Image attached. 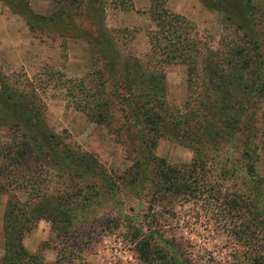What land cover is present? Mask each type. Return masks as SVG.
<instances>
[{
	"label": "rangeland",
	"instance_id": "374dc122",
	"mask_svg": "<svg viewBox=\"0 0 264 264\" xmlns=\"http://www.w3.org/2000/svg\"><path fill=\"white\" fill-rule=\"evenodd\" d=\"M87 1L0 0V261L11 244L13 252L20 246L50 262L65 231L83 236V264H137L133 245L142 239L166 253L156 264L170 263L171 254L187 264H247L252 257L264 263V244H253L264 234V149L252 180L244 170L242 130L228 135L211 114L185 122L195 108L194 95L187 102L186 67L169 63L158 69L146 35L153 27L149 0H131L128 10L93 0L95 14ZM251 4L264 20V0ZM164 5L217 47L220 11L199 0ZM98 19L106 31L101 38L107 36L119 55L135 57L144 75L160 71L161 91L142 85L153 96L150 108L164 112L156 115L154 133L138 134L133 120L124 118L129 107L111 90V78L102 83L98 42L87 36ZM8 95L20 101L14 104L19 111L10 113ZM104 97L108 115L96 122L93 110ZM24 106L32 117L22 113ZM242 114L244 128L256 121L263 140L264 95L250 96ZM18 152L28 158L11 163ZM81 154L93 174L59 171L63 160L75 165L73 157ZM32 164L34 174L27 169ZM158 172L167 177L163 196L154 190ZM30 179L43 199H29ZM110 182L109 195L104 185ZM78 194L79 206L69 213L58 197ZM256 221L262 228L253 230Z\"/></svg>",
	"mask_w": 264,
	"mask_h": 264
},
{
	"label": "trees",
	"instance_id": "16d2710c",
	"mask_svg": "<svg viewBox=\"0 0 264 264\" xmlns=\"http://www.w3.org/2000/svg\"><path fill=\"white\" fill-rule=\"evenodd\" d=\"M92 1L88 0L87 3L89 9L95 14ZM109 1L113 6L120 9L128 10L132 8L131 0ZM251 1L199 0L203 6L216 8L222 14L221 32L215 48H211L199 37L192 21L179 13L167 9L164 5L165 0H149L147 11L153 27L146 32V35L153 57H155L154 61L158 63L159 70L161 69V64L169 63H179L186 67L187 102L190 95H194L191 102L194 103L195 108L186 114L185 122L188 120L196 121L197 118L203 120L208 114H211L214 119L213 122L217 121L222 124L224 131L228 135L241 132L242 130V136L247 141L245 151L242 153L245 162L244 170L254 180L256 174L258 175L255 164L260 158V147L264 149V138L262 140L259 136L258 127L255 124L256 121H251L250 125L244 128L242 113L250 96L256 95L260 97L264 95V20L259 18L260 13L257 14V9L252 6ZM104 34H106V31L100 24L99 19L93 34H87L91 41L98 42L97 50L103 60V72L101 74L105 75L102 83L104 84L105 79H108L107 75L111 78V90L114 93L116 92L115 95L121 101L126 102L129 107V110L124 113V118L130 117L133 120L134 125L137 126L138 134H141L143 130L144 133H154L159 122V119H156V115L159 112L161 114L164 112L161 109L156 112L150 108L151 104L149 101L153 96L152 94L146 95L144 93L145 86L143 87L142 85H146V88L151 91H161L160 71L157 70L159 72L156 73L157 75H144L140 71L139 61L129 55H119L107 36L103 39L101 38ZM141 86L143 88L137 91V88ZM120 90L125 94H121ZM100 92L103 94L104 91L101 89ZM145 92H147L146 89ZM8 98L12 100L13 104H11L10 113L19 111L14 106L20 101L13 100L12 95H8ZM158 100V103H160V98L156 101ZM105 101L107 99L104 97L103 100L101 99L95 104L96 108L93 112H97L95 114L96 122H100L104 116L106 117L107 103ZM21 111L27 114L25 117L33 116L30 115L32 111L27 106H24ZM90 115L92 116V114ZM243 128L245 131H243ZM45 136L44 133H41L43 141ZM28 139V141L33 140L30 136ZM18 154V156L10 157L11 163H14V161L19 163L20 160H25V157L28 158L26 153L25 157L20 152ZM72 162H75V165L63 160L62 165L59 166V171L61 173L68 172L66 175L71 174L76 177L86 176L89 174L87 172L93 174V168H89L90 163L86 165L89 159L82 156V154L74 156ZM48 163L50 162L44 161V164L47 165ZM77 163H81L85 169H81L79 167L80 164L77 167ZM33 166L37 165L27 166L29 173L32 172L34 174L35 168ZM165 174L164 172H158L155 176L157 181L154 183V190L155 193H159V196H163V193L167 190L165 183L167 182V177ZM34 179H30L33 186L31 191H29V199L35 202L40 198L43 199V197L39 198ZM114 184L110 182L106 183V186L104 185L107 194H112ZM196 190L202 193L205 191V189ZM79 196L80 194L74 197L64 195L63 197L65 198H58H60L59 202L61 205H66L70 209L68 212L72 213L71 209H76L79 206ZM210 197L213 198L212 196ZM51 220L59 221L56 217ZM260 226L262 228V225L257 221L252 223L253 230L259 229ZM82 238L83 236H78L76 233L69 232L66 234L63 231L60 235V241L63 246L56 250V256L50 262L44 261L41 257L39 259L34 258L32 254L26 253L20 246L16 248V252H13L9 247L11 244L9 246L6 244L5 254L0 264H83L81 249L83 248L82 245L86 243L85 241L82 243V240H84ZM136 238L137 236L134 235L132 240ZM253 244L256 246H261L262 244L263 246L264 234L259 237L256 244L255 242ZM133 246H136L138 253L135 257L137 264H156L158 259L166 260L164 251V254L160 255L158 250L154 249L150 242H145L144 239L134 240ZM171 255L168 256V259L171 260L168 264H187L189 262L188 260H182L180 263L174 260L175 257H171ZM258 256L260 255L258 254ZM262 259H264V256ZM247 262V264H264L263 260L257 257H252V260L248 259Z\"/></svg>",
	"mask_w": 264,
	"mask_h": 264
}]
</instances>
